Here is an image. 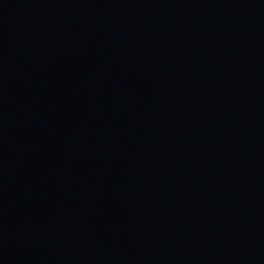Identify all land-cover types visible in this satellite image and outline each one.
I'll return each mask as SVG.
<instances>
[{"label":"water","instance_id":"water-1","mask_svg":"<svg viewBox=\"0 0 264 264\" xmlns=\"http://www.w3.org/2000/svg\"><path fill=\"white\" fill-rule=\"evenodd\" d=\"M0 264H264V0H0Z\"/></svg>","mask_w":264,"mask_h":264}]
</instances>
